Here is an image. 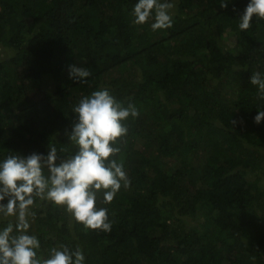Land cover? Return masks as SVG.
I'll use <instances>...</instances> for the list:
<instances>
[{
    "label": "trees",
    "instance_id": "trees-1",
    "mask_svg": "<svg viewBox=\"0 0 264 264\" xmlns=\"http://www.w3.org/2000/svg\"><path fill=\"white\" fill-rule=\"evenodd\" d=\"M135 2L0 0V158L49 143L74 155L72 108L102 88L140 113L114 157L130 186L98 200L111 231L38 201V257L65 244L86 264H264V100L249 84L264 71V20L242 32L248 0H175L172 28L154 32L132 23Z\"/></svg>",
    "mask_w": 264,
    "mask_h": 264
},
{
    "label": "clouds",
    "instance_id": "clouds-1",
    "mask_svg": "<svg viewBox=\"0 0 264 264\" xmlns=\"http://www.w3.org/2000/svg\"><path fill=\"white\" fill-rule=\"evenodd\" d=\"M226 9L232 0H216ZM175 0H136L131 16L134 25L149 24L152 31L173 26ZM253 17L264 20V0H248L239 16L238 28L244 32ZM69 78L85 83L91 72L75 64L68 66ZM249 84L264 100V71L251 73ZM75 123L68 139L77 147L74 155L61 158L57 147L49 143L47 155H21L9 152L0 158V264H86L80 247L65 244L50 249L46 257H38L41 242L31 232L39 206L38 201L62 207L74 223L87 230L111 231L108 208L121 188L130 180L120 153L118 141L128 133L126 121L136 119L139 110L132 102H119L107 88L91 92L79 99L72 108ZM254 122H264V109H258ZM236 121H232L235 125ZM6 201V203H5Z\"/></svg>",
    "mask_w": 264,
    "mask_h": 264
}]
</instances>
